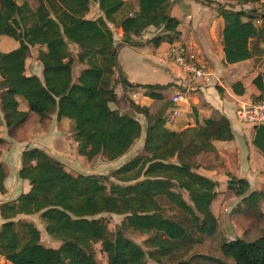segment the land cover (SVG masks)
Here are the masks:
<instances>
[{"label":"trees","instance_id":"1","mask_svg":"<svg viewBox=\"0 0 264 264\" xmlns=\"http://www.w3.org/2000/svg\"><path fill=\"white\" fill-rule=\"evenodd\" d=\"M224 21V62L238 64L264 54V17L258 9L235 10L215 0ZM253 5L260 0H225ZM96 6L98 16L91 13ZM170 0H0V43L11 38L16 49L0 47V128L21 127L30 113L44 123L55 118L77 144L79 157L96 154L112 162L126 155L144 135L141 150L110 175L71 173L37 148L21 154L19 177L30 189L0 205V257L10 264H97L94 246L106 264H148L143 252L128 237H144L146 256L155 264H264L263 192L250 191L244 179L229 176L227 189L240 200L233 225L240 236L222 238L212 203L217 184L195 173L199 157L212 156L213 142L233 138L225 117L214 118L174 132L166 128L163 106L153 114L133 102L143 126L133 116L111 109L114 85L124 90L143 89L144 95L162 100L159 90L171 85L131 84L118 63L120 46L178 44L179 21L169 14ZM123 11L129 16L120 17ZM245 19V20H244ZM121 29L115 44L113 29ZM149 27L161 33L146 42L139 39ZM75 48V55L70 50ZM40 64L41 77L26 75L31 57ZM185 56V53H184ZM82 66L77 75L74 69ZM117 76V77H116ZM251 103L263 99V77L251 83ZM236 95L244 89L232 85ZM3 140L0 138V143ZM252 145L264 156V124L254 126ZM6 171L0 163V193ZM186 197V198H185ZM38 215L47 236L60 243L54 249L41 243L40 231L22 216ZM122 216L114 231L108 216Z\"/></svg>","mask_w":264,"mask_h":264},{"label":"crops","instance_id":"2","mask_svg":"<svg viewBox=\"0 0 264 264\" xmlns=\"http://www.w3.org/2000/svg\"><path fill=\"white\" fill-rule=\"evenodd\" d=\"M215 1L223 5L233 4L225 0ZM242 7L244 9L257 8L259 11H264V0H260L253 5H243ZM214 8L215 5L208 6L197 0H170L169 6L170 16L179 21L180 41L178 44L173 45L178 46L188 58H193L194 61L205 66L207 69L205 78L194 80L189 76L184 77L180 71L174 70V66L171 65L170 69L168 68L167 70L168 76H166L169 77L167 78L169 80H166V82H153L152 84V82L147 80L152 76L148 65L152 53L150 49L152 45L145 44L143 40H139L144 43L142 46H120L121 48L119 47L118 50V63L126 80L131 84H169L171 85L168 87L170 93L165 97L162 90H159L162 100H153L144 95L145 90L143 89L124 90L122 86H118L117 88H120L121 91L115 92L116 102L110 104V108L133 116L145 126L144 117L141 114L134 113L129 103L133 102L141 107H146L148 114H152L161 107L167 106L164 112L165 116L167 110L171 107L170 98L174 91L178 90L185 97V102L181 104L182 111L175 123L172 126L166 125L169 130L179 132L188 127H194L198 123L200 124L205 120L214 118L216 114L226 118L233 135L232 140L213 142V155L200 156L198 159L201 162V166L195 173L217 184L216 192L218 194L211 206L212 213L217 218L220 231L221 233L224 232L225 238L229 236L236 238L240 236V232L233 225L232 213L240 204V200L235 198L227 189L228 181L230 180L229 176L246 180L251 192L264 193V156L256 151L252 145L254 126L239 124L235 114L240 103H251V83L257 75H262L264 85V54L238 64H225L222 51L224 21ZM188 15L190 16L189 19H187ZM112 29L116 31L117 42L115 44L119 45L121 29ZM151 29L152 27H149L146 31H151ZM7 39L1 41L0 47L5 50L16 49L17 47H3ZM161 46H166V44H161ZM124 48H129L131 52L128 56L130 59L128 64H126L127 60L125 62L121 61V52ZM168 50H165L166 54L169 52ZM125 57L128 59L127 56ZM161 63L163 62H160L159 66L163 67L164 63L163 65ZM26 75L37 76V74H27V72ZM39 77H41V67ZM235 83L242 85L244 89L242 95H236L233 92L232 85ZM33 114L30 113L27 121L15 130L5 127L9 132L6 136L4 135L5 132L1 133L2 127L0 128V138L3 140L0 143V163L6 171L4 180L5 191L0 193V205L14 201L30 189L28 181L19 177L21 154L24 150L29 148L40 149L62 165H64L63 159L60 156L61 154L69 155L68 151L71 152L73 150L76 156L81 158L77 154V144L72 139L69 130L56 120L55 115H51L44 123H40L39 117L36 114V117H34ZM143 139L144 135L142 134V137L134 144L136 145L137 142H140L141 145L136 154L143 146ZM133 156H129L128 159H124L125 157L119 158L122 162L118 166L120 167ZM20 188H24L22 193ZM19 191L20 193L15 195ZM260 206L264 212V198ZM21 218L33 222L28 219V216H22ZM40 235L41 243L51 247L43 243L41 232ZM0 264L10 263L0 257Z\"/></svg>","mask_w":264,"mask_h":264},{"label":"rangeland","instance_id":"3","mask_svg":"<svg viewBox=\"0 0 264 264\" xmlns=\"http://www.w3.org/2000/svg\"><path fill=\"white\" fill-rule=\"evenodd\" d=\"M21 1L22 0H19V2H21ZM27 1H28L29 5L32 8L36 7L39 4V0H27ZM225 5H227V4H225ZM228 6L232 7L235 10H243L245 12L252 11L251 9H244V7L238 6V5L230 4ZM258 14L259 15L264 14V11H259L258 10ZM91 15H92L93 18L99 15L96 6H94V9H93ZM129 15H130V12L123 11L119 16L120 17H124V16H129ZM7 27H8V23L5 20L1 19L0 20V29H6ZM113 33H114V36H115L114 37L115 42H117L116 31H113ZM160 33H161L160 29H156V28L152 27L151 31H146L145 30V32L142 33V35H141L139 40H143V42L147 43V41H149V39L157 36ZM17 46H18L17 43L14 42L11 38H8L6 40V42H4V44H3L4 48H16ZM172 46L176 47V48L178 47V46H174V45H172ZM172 46L169 45V44H166V46H161L160 45L158 47H154V46L150 47L152 53H151V57H150V59L148 61V65H149V72L151 73L152 76H150V78L147 79V80L152 82V84H153V82H166V80H169V79H167L169 77H166V76H168L167 70H168V68L170 69L171 65L174 66V68H173L174 70L177 69L178 71H180V73H182V75H184V77L187 76L183 72V70L181 68L177 67L173 63V60L171 58L170 53L169 52L167 54L165 53V50L169 49L168 51H171V49L173 48ZM70 50L73 52V55H75V48L74 47H70ZM181 52L184 54V52L182 50H181ZM36 53L37 52H35L33 49H31V54L32 55L27 60L26 72H27V74L28 73L29 74H31V73L32 74H37V76L39 77L40 76V66L34 60V55H36ZM130 54H131V52H130L129 48H124L122 50V52H121V61L125 62L127 60L126 64H128V62H130V59L128 57ZM125 56H127L128 59H126ZM134 56L136 57V55H134ZM185 57L188 60V57H187L186 54H185ZM190 60L194 61L193 58H190ZM160 62L164 63L163 67L159 66ZM82 69H83L82 66H78L77 65L76 69H74V75H77V73L80 70H82ZM175 73H177V72H175ZM118 86L121 87L122 84L117 82L114 85L116 93L121 91L120 88H117ZM162 93H163V95L165 97L168 96L169 93H170L169 88L163 89ZM112 107H114V106H112ZM33 116L36 117L35 114H33ZM0 120H2V114L1 113H0ZM1 127H2L1 133L5 132L4 135L5 136L8 135L9 132L5 129V127H3V125ZM140 146H141L140 142H137V144L133 146V149L131 148L130 151L125 156H123V157H125L124 159H128L129 156L135 155L136 152L138 151V149L140 148ZM68 152H69V155H67V154H63L62 155L61 154L60 158L63 159L62 162H63L66 170L69 171V172L88 174V175H91V174H94V175H110L114 171V169L119 167L118 166L119 163L122 162V160H120V159L116 160L115 163H114V161H113V163L112 162H108L103 157L98 156L96 154L92 155L89 159L78 158L73 150L71 152L70 151H68ZM23 189L24 188H20L21 193L23 192ZM20 191L17 192L15 195L19 194ZM261 203H262V201L260 202V204ZM28 219L32 220L35 223V225L37 226V228L40 230V232L42 233L43 243L44 244H47V245L53 247L54 249L59 248L60 243L55 241V240L50 239L47 236V234L45 233V230H44V226H43V224H41L39 222V217L37 215L36 216H28ZM108 220H109V228H110V230L114 231L116 226L121 223L122 216H116V215L108 216ZM128 237L143 252V255H144V258H145L146 262L148 264H155L153 261L148 259L146 254H145L146 253V249H145V247L142 244V241H143L144 237H141V236H139L137 234H134V233L128 234ZM222 238L228 240L227 237L225 238L224 232H222ZM94 250H95V254H96L97 264H106V257H105V255L103 253L100 252V245L99 244L94 246Z\"/></svg>","mask_w":264,"mask_h":264},{"label":"built area","instance_id":"4","mask_svg":"<svg viewBox=\"0 0 264 264\" xmlns=\"http://www.w3.org/2000/svg\"><path fill=\"white\" fill-rule=\"evenodd\" d=\"M190 16H187L189 19ZM257 25L264 24V17L256 20ZM173 63L181 68L183 72L191 77L194 80L202 79L207 76V69L204 65L191 61L190 58L188 60L181 52L180 48L173 47L171 51H169ZM163 65V63H161ZM171 107L167 110L165 114V124L168 126H172L176 119L181 114V104L185 102V98L178 91L175 90L172 97L170 98ZM236 120L241 125H249V126H258L264 124V90H263V99L257 103H240L236 109ZM228 241H234L235 237L229 236L227 237Z\"/></svg>","mask_w":264,"mask_h":264}]
</instances>
